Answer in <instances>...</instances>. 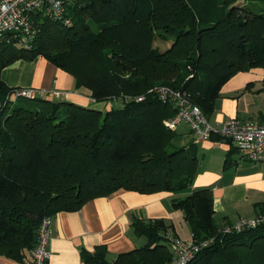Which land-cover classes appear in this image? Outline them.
I'll use <instances>...</instances> for the list:
<instances>
[{"label":"trees","instance_id":"obj_1","mask_svg":"<svg viewBox=\"0 0 264 264\" xmlns=\"http://www.w3.org/2000/svg\"><path fill=\"white\" fill-rule=\"evenodd\" d=\"M70 25L35 13L29 48L0 42V257L31 261L45 216L77 211L120 189L181 192L197 157L173 140L172 102L150 93L186 92L209 117L223 85L241 71H264V0H65ZM168 46H156L157 41ZM44 57L109 110L47 98L48 109L12 102L4 68ZM145 96L137 101L138 96ZM193 239L214 241L189 264H264V224L221 231L207 188L175 198ZM230 224V223H226ZM147 243L106 259V247L82 251L85 264H166L172 251L163 219L135 218Z\"/></svg>","mask_w":264,"mask_h":264},{"label":"crops","instance_id":"obj_2","mask_svg":"<svg viewBox=\"0 0 264 264\" xmlns=\"http://www.w3.org/2000/svg\"><path fill=\"white\" fill-rule=\"evenodd\" d=\"M1 77L10 88L63 92L58 98L51 94L45 97L53 102L68 101L102 111L112 107V102H96L88 89L76 87L71 74L41 56L10 64ZM208 118L213 126H222L230 118L264 123L263 69L241 71L226 82ZM173 142L185 146L197 157L194 181L187 190L147 194L120 189L88 201L77 211L54 214L50 264H85L82 251L94 253L98 246L106 247L109 262L140 248L147 238L134 231L132 222L137 217L163 219L170 225L168 231L184 240L192 239L184 213L173 207V200L201 188L211 191L219 224L250 219L264 211V163L244 159L242 151L216 134L209 139L198 137L186 122L177 126ZM0 264H30V261L0 257Z\"/></svg>","mask_w":264,"mask_h":264},{"label":"built area","instance_id":"obj_3","mask_svg":"<svg viewBox=\"0 0 264 264\" xmlns=\"http://www.w3.org/2000/svg\"><path fill=\"white\" fill-rule=\"evenodd\" d=\"M38 12H43L65 25L71 24V19L65 14V0H0V42H12L14 45L30 48L38 34L33 19ZM150 93L163 102H172L175 114L165 120L166 126L171 130H176L181 122H186L198 137L209 139L216 134L242 151L244 159L264 163V123L230 118L222 126H213L202 108L186 92L162 85L154 87ZM50 94L58 98L63 92L57 89L16 87L12 89L10 99L12 102L21 98L36 100ZM144 98V95L138 96L136 100L142 101ZM261 224H264V211L253 218H239L236 222L225 224L221 231L226 234L240 233ZM53 234L52 216H45L39 228L37 243L32 250L30 264H50V242ZM165 235L172 251V258L166 264H189L199 251L214 241V238L184 240L170 231Z\"/></svg>","mask_w":264,"mask_h":264},{"label":"rangeland","instance_id":"obj_4","mask_svg":"<svg viewBox=\"0 0 264 264\" xmlns=\"http://www.w3.org/2000/svg\"><path fill=\"white\" fill-rule=\"evenodd\" d=\"M155 45L156 46H160L161 48H166L168 46L167 44H164V43H162L159 40L156 42ZM18 104H24V105H27V106L33 108V109L34 108H38V109H41V108L48 109V104L46 102L39 101V100H30V99H23V98H21L18 101Z\"/></svg>","mask_w":264,"mask_h":264}]
</instances>
